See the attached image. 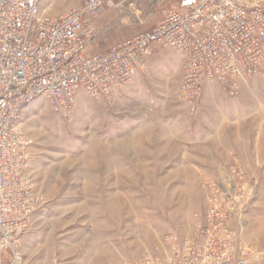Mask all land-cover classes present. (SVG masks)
<instances>
[{"label": "rangeland", "instance_id": "obj_1", "mask_svg": "<svg viewBox=\"0 0 264 264\" xmlns=\"http://www.w3.org/2000/svg\"><path fill=\"white\" fill-rule=\"evenodd\" d=\"M83 1L42 0V10L57 17ZM197 1L131 0L133 9L110 10L96 23L91 53L155 28L165 9ZM163 51L111 102L79 92L68 118L44 98L25 109L33 149L26 176L42 202L22 244L27 264H121L162 251L170 231L195 236L209 207L203 178L221 179L232 168L248 194L229 227L264 231V70L237 79L234 92L210 90L192 112L180 93V57ZM226 101H234V116ZM253 240L245 241L260 245Z\"/></svg>", "mask_w": 264, "mask_h": 264}, {"label": "built area", "instance_id": "obj_2", "mask_svg": "<svg viewBox=\"0 0 264 264\" xmlns=\"http://www.w3.org/2000/svg\"><path fill=\"white\" fill-rule=\"evenodd\" d=\"M130 1L84 0L52 17L42 0H0V264H27L22 244L42 204L26 176L33 149L23 126L24 111L36 99L65 118L79 92L111 102L116 89L149 69L156 48L178 53L180 93L192 112L199 111L207 86L234 92L237 79L264 70V0H198L168 8L155 28L92 54L98 19L126 4L133 9ZM133 14L137 26L146 24L141 12ZM229 173L203 178L209 207L195 236L170 231L162 251L121 264H264V249L229 227L248 194L240 172Z\"/></svg>", "mask_w": 264, "mask_h": 264}, {"label": "crops", "instance_id": "obj_3", "mask_svg": "<svg viewBox=\"0 0 264 264\" xmlns=\"http://www.w3.org/2000/svg\"><path fill=\"white\" fill-rule=\"evenodd\" d=\"M132 37H134V36H132ZM132 37H130V38H132ZM127 39H129V38H127ZM127 39H122V40L116 42V40H117V38H116V40H115V39H112V40H111V43H112V44L114 43V45H115V44H117L118 42H121V41H123V40H127ZM112 46H113V45H112ZM94 49H95V47H94L93 45H91V46H90V52H92ZM164 50H169V49H164ZM170 51L172 52V55H174L173 57L176 58V59L178 60V59H179V56H178L177 52L172 51V50H170ZM161 52H164L162 48H156V49H155V51H154V55H153V57H152V58L150 59V61H149V68H150V64L152 63V60H153L156 56H159V54H160ZM178 64H179L180 69L183 70V67L181 66L182 64H181V62H180V59L178 60ZM182 70H181V71H182ZM139 74H142V73H139ZM139 74H137V75H139ZM137 75H136V76H137ZM136 76H135V77H136ZM217 86H219V85H209V86H207V88L205 89V92H204V96H206L207 93L210 92V90L217 88ZM225 104H227V105L224 106V107H225L226 109H229V110H228L229 113L232 114V116H234V101H226ZM233 118H234V117H233ZM232 121H233L232 123H234V119H233ZM233 136H234V135H233ZM235 141H236V139H235ZM233 149H234V151H232V152H234V154H236V155L238 154V155H240V156H245V153L242 152L241 149L239 150V149L235 148V146H234ZM242 223H243V222H242ZM243 236H244V239H245V240H253V239H257V241L260 243L259 246L264 248V231H243ZM253 241H254V240H253ZM255 241H256V240H255Z\"/></svg>", "mask_w": 264, "mask_h": 264}]
</instances>
